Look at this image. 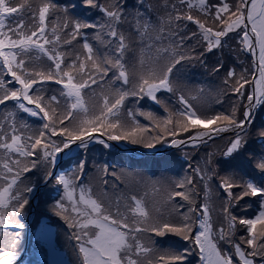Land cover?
Returning a JSON list of instances; mask_svg holds the SVG:
<instances>
[{"label":"snow or ice","instance_id":"6c2138e0","mask_svg":"<svg viewBox=\"0 0 264 264\" xmlns=\"http://www.w3.org/2000/svg\"><path fill=\"white\" fill-rule=\"evenodd\" d=\"M83 2L89 8H98L103 21H69L65 17L62 24L52 25L49 35L47 20L50 13L58 8L52 0H44L37 9L32 8L30 0H23L16 6H11L12 0H0V64L3 66L0 70V106L12 102L11 110L5 109L0 113V227L11 225L24 229L25 224L17 217L25 212L28 196L37 186L25 185L21 189V178L38 164H44V179L63 187L64 194L56 201L54 210L74 229L72 238L76 241L78 264H187L191 251L187 247L156 255L155 261L150 259L154 252L151 246L154 244L151 240L153 234L157 237L173 235L190 242L198 249L204 264H258V261L264 264V156L254 165L261 174L259 181L247 179L239 182L232 174L218 178L219 189L224 192L225 199L215 222L209 182L218 177V170L211 154L203 165L193 169L194 175L174 182V189L164 201L165 206L171 205L167 212L159 207L150 211L143 197L130 196L129 204L123 202L122 196L108 199L107 193L96 195L89 186L78 187L76 182L83 178V162L78 165L79 172L74 178L64 173L57 175L50 170L56 164L57 154L77 142L85 149L93 140L104 147H111L108 141L142 143L147 148H154L161 141L168 143L164 135L146 140L143 134L148 131V126L141 125L130 109L127 111L130 123L123 120L121 111L130 96L148 97L156 104H162L157 93L174 91V69L193 58L183 54L184 42L198 34L206 42V52L221 48L223 38L230 32L239 37L242 50L258 48V81L255 71L249 80L244 73L237 75L234 69H229L225 78V84L229 80L234 81L230 88L238 98L247 99L243 111L234 105L230 111L202 115L181 94L178 100L183 107L176 112L166 108L167 115L163 117H156L153 112L139 114L147 117L156 130L167 136L175 137L180 132L196 129L187 140L193 145L205 142V137L212 138L231 131L235 138L229 141L222 155L225 158L238 155L247 144L245 137L254 122V110L258 105L264 107V87L254 88L251 94L244 96L245 85H264V0H236L234 5L227 0L216 5L209 4L208 0H163L164 14L155 18L152 6L146 5L144 0H137L131 12L127 11V0H110L108 6L100 5L96 0ZM193 8L198 9L206 20L211 18L216 28L207 26L206 20L194 17L191 14ZM25 9L31 12L34 21L28 27L22 19ZM14 14L20 19L13 26L6 21ZM182 21L194 23L198 33L181 35ZM70 22L72 29L66 38H62ZM124 25L135 32L136 41L125 35ZM87 29L95 30L91 39L96 47L89 42L84 31ZM78 38L83 40V54L76 52L73 55L71 51L60 50L61 46H71ZM133 43H138L139 47L134 49ZM129 54L135 60L133 70L129 68ZM44 57L51 62L47 69L26 67V64H33L34 60ZM223 66L219 64L214 71ZM2 71L7 72L8 79L4 78ZM109 74V83L121 82L122 85L131 84V87H118L108 95L101 93L102 102L98 109H90L85 102L84 90L104 82ZM50 81L63 85L60 90L65 101L63 112L51 107L52 103L59 104L56 96L45 102L40 94L42 89L36 87ZM17 84L19 87L15 86ZM24 114L42 117L45 122L40 128L33 129L24 122ZM200 126H204V130ZM98 132L107 139L94 135ZM257 135L264 141V129L257 130ZM53 136L62 139L56 141ZM170 143L178 146L186 141L172 139ZM103 172L108 174L107 166ZM196 179L202 182L204 195L199 207L196 206L199 195ZM233 189L238 191L234 193ZM245 198L259 200V211L251 218L237 216L232 211ZM180 201L187 202V211L183 210L185 204ZM250 207L245 204L242 210L247 211ZM238 231L242 234L237 237ZM144 234L149 235L148 243L143 239ZM19 237V232L10 237L12 250L0 243V264H13L18 255L15 249ZM222 244L230 248L222 250Z\"/></svg>","mask_w":264,"mask_h":264},{"label":"rangeland","instance_id":"374dc122","mask_svg":"<svg viewBox=\"0 0 264 264\" xmlns=\"http://www.w3.org/2000/svg\"><path fill=\"white\" fill-rule=\"evenodd\" d=\"M97 1L102 3V4H104V2H105V0H97ZM131 1L132 0H128L127 1V11L128 12L133 11V7L135 5ZM146 1H147L145 3L146 5H151L152 6L153 18H155V16H157V15H163L164 14L165 9L163 7V0H146ZM212 2H213V5H216V4H219L221 2V0H211V5H212ZM227 2L230 5H234L236 0H227ZM191 14L194 17H198L199 19H201V21H204L205 16L203 14H199V13H197L194 10L191 11ZM23 17L26 20H27V17H30L29 16V11L27 9H25ZM10 21H11V19H8V24H11L13 26L18 22L17 20L15 22H10ZM29 21H32L31 17H30ZM180 24H181V35H185L186 36V35H189L190 33H193V32H197L198 33V27L194 23L189 22V21H182V22H180ZM185 24L187 25L186 28L184 27ZM28 25H31V24H25V27H28ZM207 26H211L212 27L213 24H207ZM70 27H71V25H69V27H68V30H67L68 33L71 31ZM48 28H49V35H50V29H51L50 24H48ZM123 30L125 31V35L129 36V39L133 41V38L131 37L130 33H134V35H136L135 32L131 31V29H130V27L128 25H124L123 26ZM237 31H239V30H237ZM64 32H65V30L63 31L62 38H66V36L64 35ZM197 36H199V34ZM235 36H236L235 32H230L229 35L227 37H225V38L226 39L227 38L231 39V38H234ZM193 39H195V37L192 38V39H188V40L191 41ZM96 46L97 45L94 43V47H96ZM66 47L67 46H63V49H66ZM132 47L134 49H137L139 47V44L138 43H133ZM182 51H183V54H185L187 56H191L193 58L190 59V60L183 61L180 65L177 66L176 69H174L172 80H175L174 84H175L176 88L179 89V90H181V84L186 89H189V88L190 89H194L193 94L189 93V94L192 95V97H197V99H195V100H193L192 97L190 98V101H191V104L193 105V108L196 109L197 112L202 114V115L203 114H209L208 112H210L213 109V107H212V109H211V107H208V109H211V110H207L205 108L207 110V113H204V112L202 113V109L201 108H204V107L200 106L201 97L203 96L202 93L204 91H206V88L209 87V83H210L208 81V78L206 77V76H208L207 72H206L205 69L202 70V68H199V66H197V70L195 69L196 67H194V65H193L194 62H195V56L192 54V51L190 50V45H189V47L186 50L183 49ZM64 52H66V50H64ZM253 54H254V58L256 60V63L258 65L257 51H253ZM206 55H207L206 59L211 61V59H210L211 54H206ZM128 60H129V66L132 68V64L135 63V60H134V58L132 57L131 54H129ZM46 63H50L51 64V62L48 61L46 57H44V58H41L40 60H34L33 64H30V65L26 64V67H37V68H39V67H44L43 65L46 64ZM187 63H189V64L187 65ZM205 64H207V63H205ZM210 65H212V63ZM2 68H3V66H2V64H0V70H2ZM253 70H254V67H253V60H252L250 62V73H249V76L252 75L251 73H252ZM110 77H111V74H109V78ZM107 79L108 78H106L104 82H101L100 85H95V89L93 91H91L90 94H88L87 101H89L93 106H95V109H98L100 103L102 102L101 96L99 95V90H98L99 88H101L100 89L101 93L104 94V92H105L106 95H108V94L112 93L118 87H123L125 89H128V88L131 87V84H129V85L120 84V85H115L114 86V83H112V85H113L112 86V85H109L106 82ZM133 83H134V81H133ZM258 86L261 87L262 85H257V87ZM36 87L42 89V92L40 94L44 96L49 90H51V88L53 86L51 84H49L48 82H46V83H44L42 85H37ZM212 87H214V84L211 86V88ZM222 88H223V86L221 87V90L218 93H224L225 89L224 88L222 89ZM219 89L217 88L214 92H212V96L217 95L218 94L217 91ZM244 91L247 92V95L251 94L250 90H249V86ZM164 94H165L164 90H162L161 92L157 93L158 99L164 100V101H162L163 102L162 104H156L153 101V104H154L153 108L155 109V111H152V110L147 109V108L139 109V108H137L135 105H133L131 103H129L128 107L130 108V110H132L136 114V119L140 122L141 125H147L148 126V131L143 134V137L146 140H147V138L152 137V136L164 135V140L168 141V143H165L163 141H161L160 143H156V146L154 148H163V147H165L166 145H169V144L172 145L170 143V141L172 139L185 140L186 141L185 144L178 145V146H173L172 145V149H176V151H175V153L173 155L181 154L187 160V163L184 164V168L183 169L180 168V167H182V165L179 163V167L177 166L175 168L176 171L179 172L178 174H175V171L171 172L170 178H172V180L169 181L170 185L169 184L168 185H164V184H155V185H153V184L147 183V185L145 187H143V188L140 185V191H142L143 193H147V195H148V197L150 199V206H149V210L150 211H152L156 207L161 208V210L165 211V212L170 211L171 205H168V206L164 205V201H165L168 193L170 192V191L167 192V190L168 189H172V188L174 189V186H175L174 182L175 181H177V180H179V179H181V178H183L185 176L194 175L193 169L196 168L197 165H203V162H204L205 158L208 157L209 154H211L212 155L213 164H214V166L217 167V170H218V177L214 178L212 181L209 182V187L211 188V197H210V199H211V204L213 206V221L215 222V221L218 220V212H219V209L223 207V203H224V199H225V195L222 194V192H220L219 179L218 178H222V177H224L226 175H229V174L233 173V171H229V173L224 174L220 170V168H219V166L217 164H220V159L223 158L222 153L224 151H226V148H227L226 145H229V141L234 139L235 136H234L233 132H231V131L223 132V133H220L219 135L214 136L212 138L205 137L204 138L205 142L201 143L203 145L190 146V145H193V144L187 142L188 137L193 132H195L196 129L190 130L189 131L190 133L187 132L189 134H186L185 132H180L175 137L167 136L166 134L160 133L158 130L155 129L154 125L152 124V121L148 120L147 117H145V116H141L139 113L140 112H153L156 117H163V116L167 115V112L165 111L166 108H167V110L174 112L173 107L170 105V102H169V99H170L169 96H164ZM181 94H182V92H181ZM186 94H188V93H186ZM247 95H246V97H247ZM173 97L175 98L174 101H179L177 94L173 95ZM209 98H211V96H209ZM127 99H130V100H133V101H137V102H139V100H140V98L131 97V96L128 97ZM44 101L48 102L45 99H44ZM246 102H248V101L245 98L244 103L240 107V112L243 111V105ZM127 103L125 101L124 109L121 111V118L123 120H125V121H127L126 119H128L127 122L130 123V118L127 117V113L125 111V106H126ZM245 105H247V103ZM11 109H12V106L10 107L9 110H11ZM257 109L259 111H256ZM257 109L254 110V117H253L254 121L256 119V113L257 112H260V111L264 112V108L263 109L260 108L259 105L257 106ZM57 111H59V110L57 109ZM28 121L29 122H35L34 117L28 116ZM250 128H252V126H250ZM201 130H204V129H201ZM245 138H246V140H249V139L252 140V141H249V145H254L253 148L256 150V151H254L252 153V155H247L253 162L251 165L254 166L259 161L261 156L264 155V151L263 150H259V146H260L261 143L258 142V138L259 137L257 135V132H255V131L254 132H250V133L248 132V135ZM253 139H255V140H253ZM151 142L155 143V141H151ZM127 143H125L126 146H132V147L140 148V149L147 148L142 143L133 144L130 141H127ZM247 143H248V141H247ZM185 146L191 147V149L188 152H185L184 154H182L183 151H184L183 148ZM245 148H246V146L240 151V153L237 156L241 157L243 152L245 153ZM151 149H153V148H151ZM167 156H169V155H167ZM168 158L169 157H166V159H168ZM157 161L159 162L160 160L157 159ZM150 164H151L150 162H148L144 166L143 165H138V164H129V167H132L133 171L138 172L139 174H141L143 176L142 178L144 180H147V178H149L148 177L149 169L147 167L150 166ZM38 165H40V164H38ZM189 165H192V168H189ZM246 167L247 166L244 165L243 166V172H242V169H238V172L241 171L242 174L244 173V175L246 176L245 180L254 179V171L251 168H249V167L246 168ZM226 170H227V168H226ZM32 171H34V169ZM35 171H36V176L35 177L37 179L41 178L43 176V174H44V169L42 167H40V166H37V168H35ZM238 172H237V174L240 175ZM28 173H24V174L27 175ZM60 173L66 174V172L63 170V167H61V170L59 171V174ZM185 173H187V174H185ZM183 174H185V175L183 176ZM257 176H258V172H257ZM28 177H30V176H28ZM135 177H136L135 175L131 176V180L134 181ZM157 179L159 181H161V182H165L166 181L164 174H161V175L158 174ZM33 180L34 179L32 177H30V178L26 179L25 181H23V183L21 185H19V187L22 189L25 185L30 186V185H32L31 181H33ZM105 180L107 181V184L104 183ZM195 183H196L197 190L202 191V193H203L202 182L199 181V179H196ZM111 184H112V182L109 179H101V178H99L97 181H95V185L101 186L104 189L106 187H112ZM35 185L37 186V184H35ZM82 185H84V184H82ZM115 186L118 187V184L115 183ZM89 187H91L92 192L94 194H97L98 191H97L96 188H94L92 186H89ZM127 189L130 190L129 187ZM236 190H238V189H235V191H233V192H236ZM140 191L138 189V192H140ZM34 193H35V191L28 196L29 204L26 205V210H25V212H23V216L21 218H18L19 216L17 217V219H19L20 221H24L25 220V218H26V216H27V214H28V212L30 210V207H31L30 206V199L33 197ZM134 195H135V193H134ZM115 196H122L124 198V196H123L122 192L120 191L119 187L116 188L115 194L111 195V199L114 198ZM247 199H250V198H247ZM255 199L259 202L258 198H255ZM177 200H179V198H177ZM196 201L198 203L197 205H199L200 202L204 201V195H202L200 199L196 198ZM123 202H127L125 200V198H124ZM180 202L184 203V204L187 203V202H184V201H180ZM127 203H129V202H127ZM245 204H249V203L248 202H243V201L241 202V205L239 206L240 210L243 209V206ZM40 206H41L42 210L39 211V212H36L34 214L33 218H35V219H37L40 216V214L48 208L47 206H44V205H40ZM187 208H188V206L186 207V204H185V208L183 210L187 211ZM249 209L250 208H248V210ZM122 210H123V208H122ZM232 211L236 215V212L234 211V209ZM152 214L155 215V212L153 211ZM242 216L246 217L245 215H242ZM53 219L54 220H49L48 222L55 223V220L57 218H53ZM219 221L222 222V218H219ZM9 226H11V225H9ZM54 227H56V226L55 225H51L50 226V224H44V226H43L44 229L42 230V232L38 233V235H40L37 238V239H39L38 241H37V239L36 240H32V237L30 236V242H27V244H29V246L27 247V251L25 252L26 256H24V250H23L24 242H26L25 230L18 229V230L15 231L14 229L8 228L4 232L2 231L3 235H0V243H2L5 248H7L9 250H12L10 248V245H11L10 237L12 236L13 233L19 232L20 233L19 242H21V246H20V248H18L16 246L15 250L18 252V255L15 258L13 264H53L51 262L49 244H48V242L45 239L46 230H48L50 232L51 243H52V235H53L54 236L53 237L54 246L57 249H59L60 251H64L65 252L66 257L68 258L70 264H78L77 257H76V252H75L76 241L70 243L67 240V238L73 239L72 238V234L74 232V229H72L68 233L64 234L67 237L66 238L63 234H61L60 231H57ZM58 228H60L59 225H58ZM36 229H37V226H36V228L34 229V231L32 233H35ZM51 233H52V235H51ZM239 235L240 234L237 233V237ZM143 239L145 240L146 243H148L149 242V235L148 234H144ZM156 239H157V236H155L153 234L151 236V240L155 241ZM237 242H239V241L237 240ZM161 243L162 242H154V244L151 245L154 248V252L152 253L151 257H149L150 259H155L156 255H159V254H164L166 252H174L176 250L175 249L176 246L181 247V246L187 245L189 247V249L193 250V248H194V245H192L190 242L183 241L179 237H176V236H173V235H169L168 236V238H167V240L165 242L166 245H161ZM225 247L230 248V246L223 245V244L221 245V249L222 250ZM46 248H47V251H46ZM192 250L188 254L187 264H190L189 261H191V259L193 257H195L196 255H199L197 249L194 248V251H192ZM146 259H148V258H146ZM234 259H236V258L234 257ZM200 261H201V259L199 257L197 261H195V262L191 261V264H196V263L200 264ZM258 264H259V261H258Z\"/></svg>","mask_w":264,"mask_h":264},{"label":"trees","instance_id":"16d2710c","mask_svg":"<svg viewBox=\"0 0 264 264\" xmlns=\"http://www.w3.org/2000/svg\"><path fill=\"white\" fill-rule=\"evenodd\" d=\"M22 2H23V0H12L13 4L11 3V6H16ZM42 2H44V0H30L31 6L33 9H37ZM52 2L55 3L58 6V8L53 13H50V15L48 17L47 24H50V27H52L53 24H62L65 17H67L69 19V21L80 20V21H89V22H96V23H100L104 19L103 14L99 11L98 8H89L83 2V0H52ZM131 2L136 5L137 0H132ZM146 2L147 1L144 0V3H146ZM208 2H209V4H211V0H208ZM96 3L103 5V6H108L110 4V0H105L104 4H102L96 0ZM212 5H213V2H212ZM184 7H186V6H184ZM65 9L67 11H64ZM192 10L196 11L199 14H202L198 9L193 8ZM23 16H24V14H23ZM23 16H22V19L24 20L25 24H33L34 23V21L32 19L31 12H29V16L31 17L32 21H29L30 17H27V20H26ZM19 19L20 18H17L14 14L13 18H11L10 22H15L16 20L19 22ZM205 20H206V18H204V21ZM6 23H8V20L6 21ZM206 24H213L212 27L214 29L216 28V24L213 23L211 18H207ZM69 25H71V22L69 23ZM70 29H72V25H71ZM67 30H68V28L65 29V32H64V35L66 37L68 34ZM84 31L87 33V35L89 37V42H93L91 37H92L95 30L94 29H87ZM130 35L133 38V41H136V35H134V33H130ZM238 40H239V37L237 35L231 39L223 38V41H222L223 46L221 48H218V49H213L211 52L205 51L206 42L203 41L200 38V36H196L195 39H193L191 41L186 40L184 42L183 49L186 50L190 45V50L192 51V54L195 56V62L193 64L194 67H196L195 69L197 70V66H199V68H202V70L205 69L207 72V75H208L206 77L208 78V81L210 82L209 87H207L206 91H204L202 93L203 96L201 97V104H200V106L204 107V108H201L202 113L203 112L207 113V110H211L212 107H213V109L210 112H208L209 113L208 115L215 114L218 112H226V111H230L234 105H236L240 110L241 105L244 103L245 98H238V94L231 91L230 85L233 84L234 81L229 80V83L225 84V78L227 77V73H228L229 69H234L235 72L237 73V75L244 73L245 77L247 79L251 80V75L249 76L251 59L246 54L245 50H242V46L239 44ZM77 41H79V43ZM81 48H82V39L78 38L77 40L73 41V44L71 46L67 47L66 50H67V52L71 51L73 54H75L77 52L75 49L81 50ZM83 52H84V50L82 48L81 54H83ZM202 53H203V55H201ZM206 54H211V57H210L211 61L206 59V56H207ZM205 63H207V64H205ZM211 63H212V65H210ZM221 63L224 65L223 68H221L219 71H214V69ZM188 64L189 63H187V65ZM43 66H45V64ZM129 68H130V70H132V68L130 66H129ZM109 79L110 78H108L106 80V82L109 85H112V83L108 82ZM172 81L174 84L175 80H172ZM120 84H121V82H115L114 86L120 85ZM213 84H214V87L211 88V86ZM222 86L225 89L224 93H218L221 90ZM248 86H249V90H251V84L245 85V89ZM217 88L218 89L220 88L217 91L218 94L215 96H212V92H214ZM193 91H194V89H190V88L186 89L182 84H181V90H179L176 88V86L174 84V91L172 93L165 91L164 96H169L170 105L173 107L174 112H176L177 110H179L180 103H179V101H174L175 98L173 97V95L177 94V96H179V95H181V92H182V94L185 96V98L188 99L189 103H191L190 98L192 97V95L189 93L193 94ZM186 93H188V94H186ZM104 94H106V93L104 92ZM99 95L101 96V90H99ZM246 95H247V92L244 91V96L246 97ZM209 96H211V98H209ZM84 98H85V100H87V96L85 94H84ZM48 100H49V98H48ZM161 101H164V100H161ZM244 105H243V109H244ZM208 107H211V109H208ZM260 108L263 109L264 107L260 106ZM63 111H65V110H61L59 108L58 112H63ZM256 111H259V110L257 109ZM65 124H67V121H65ZM251 126H252V128H249V133L254 132V131L257 132V130H259V129H264V112L260 111V112L256 113V119ZM200 128L203 129L201 126H200ZM189 133H186V134H189ZM193 134H194V132L191 135H193ZM253 140H255V139H253ZM247 141H248V143L246 144L245 153L243 152L241 157H239L237 155H235L233 158L223 157L220 159V164H217L219 166L220 170L224 174L229 173V171H233L232 175H233L234 179L236 181H239V182H242L243 180H245V177H246L244 175V173L242 174V172H243L244 164L247 163V155H252V153L254 151H256L253 148L254 145H249V141H252V140L249 139ZM197 145H203V144L198 143L196 145H190V146H197ZM228 146L229 145H226V147H228ZM190 149H191V147L185 146L183 148V150H184L183 153L182 152L181 153L184 154L185 152H188ZM259 150L264 151V141H261V144L259 146ZM100 152L103 153L106 156V158L110 159V156H108L105 151L101 150ZM168 155H169V158H171V159H179V158L183 157L182 155L180 157H178L175 155H171L170 153ZM247 167L251 168L254 171V179L256 180L257 179V171L254 168V166H252L250 164ZM226 168H227V170H226ZM238 169H242V172L241 171L238 172ZM237 172L240 175H238ZM35 176H36L35 174L30 175V177H32L34 179L33 181H31V183H34L35 181H37V178ZM30 177H27L26 179H28ZM233 191H235V189ZM236 191H238V190H236ZM202 195H203L202 191H199V195L197 196V198L200 199ZM243 202H248L249 205H251V207L247 211L240 210L239 206L234 208V211L236 212L237 216L245 215L247 218H251L255 214H257V211L259 210V202L255 198H250V199L245 198V201H243ZM185 204L187 207L188 204L187 203H185ZM197 204L198 203L196 202V205ZM238 234L241 235L242 233L238 231ZM185 247L189 248L187 245H184L181 249H183ZM192 251H194V248ZM191 261H194V262L197 261V256L193 257L191 259ZM191 261H189L190 264H191Z\"/></svg>","mask_w":264,"mask_h":264},{"label":"bare ground","instance_id":"6f19581e","mask_svg":"<svg viewBox=\"0 0 264 264\" xmlns=\"http://www.w3.org/2000/svg\"><path fill=\"white\" fill-rule=\"evenodd\" d=\"M258 59H259V52H258ZM45 239L49 244L51 262L53 264H69L68 261L66 260L65 256H64V254L62 252H59V251L54 249V247L51 243L50 232L48 230H46ZM203 264H204V262H203Z\"/></svg>","mask_w":264,"mask_h":264},{"label":"water","instance_id":"95a60500","mask_svg":"<svg viewBox=\"0 0 264 264\" xmlns=\"http://www.w3.org/2000/svg\"><path fill=\"white\" fill-rule=\"evenodd\" d=\"M254 51H257V55H258V48H257L256 50H254ZM251 52H252V51H247V53H249V54L251 55V57H252V60H253V66H254V69H255V73H257V71H256V65H257V63H256V60H255V58H254V54H252Z\"/></svg>","mask_w":264,"mask_h":264}]
</instances>
